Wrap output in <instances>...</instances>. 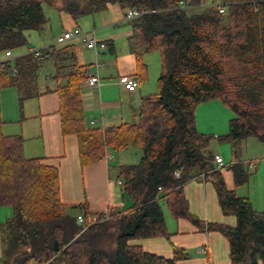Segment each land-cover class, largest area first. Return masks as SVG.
I'll return each mask as SVG.
<instances>
[{
    "label": "trees",
    "instance_id": "16d2710c",
    "mask_svg": "<svg viewBox=\"0 0 264 264\" xmlns=\"http://www.w3.org/2000/svg\"><path fill=\"white\" fill-rule=\"evenodd\" d=\"M43 2L0 0V55L25 47L27 33L44 28L49 20ZM63 2L76 19L110 5L149 12L131 21L128 44L140 77L147 71L144 56L155 52L161 58V73L158 92L143 98L137 123L109 129L86 125L80 91L88 79L85 67L70 65L66 85L56 90L62 132L78 137L82 169L102 161L108 148L121 152L133 146L142 151L138 164L118 168V179L134 206L93 214L86 204H64L58 168L44 158H27L23 136L4 135L0 122V208L12 209V216L0 225V262L177 264L184 259L182 249L175 248L173 258H165L132 244L170 237L165 206L176 219L188 220L201 232L222 234L230 245L231 264H264V211L236 192L248 182V170L240 160L243 141L256 138L264 144V0H231L206 13L191 12L203 5L200 0ZM40 51L39 58L28 53L15 63L0 64V90L16 87L21 107L46 61L54 60L60 73L72 59L67 48L56 45ZM214 100L234 113L228 133L218 137L196 127L198 106ZM216 139L232 147L233 160L222 169L216 168L210 151ZM226 168L234 189L226 185ZM201 174L214 182L222 213L236 219L234 227L205 222L191 213L184 186ZM70 209H80L87 222L92 217L100 222L85 228Z\"/></svg>",
    "mask_w": 264,
    "mask_h": 264
},
{
    "label": "crops",
    "instance_id": "0c3cea01",
    "mask_svg": "<svg viewBox=\"0 0 264 264\" xmlns=\"http://www.w3.org/2000/svg\"><path fill=\"white\" fill-rule=\"evenodd\" d=\"M62 6L58 4L59 11L66 14L63 19L65 33L77 25L79 18L72 17ZM126 12L118 5H110L107 9L96 13L100 14V17L93 19V29L98 41L104 45L100 56H96L94 51L87 49L80 41L65 44L60 48H67L72 57L70 61L64 63L66 67L58 73L54 60L46 61L45 64L49 61L54 62L56 72L45 82H41L37 77L36 84L28 91L31 97L23 101L22 111H10L7 106L0 111L2 132L6 136H23L24 152L27 158H44L58 168L62 202L77 206L86 204L93 214L106 213L109 210L125 211L134 206L129 195L118 184L120 181L118 168L131 165L128 163L139 159L141 153L136 151L134 160H131L128 158L130 149L135 147L131 146L121 152L108 148L102 161L82 169L78 137L62 132L60 98L56 90L59 86L66 85V75L71 68L70 65L85 67L88 75L98 73L101 79L99 87L89 85L86 80L81 83L80 91L86 125L89 128L109 129L138 122L143 98L157 92L160 60L158 52L145 55L143 62L147 66V71H144L143 76L140 77L136 56L131 53L128 44L132 25L131 21L124 22ZM156 54L157 56L153 57ZM13 59L14 53L11 60ZM97 63L100 64L98 69ZM125 75L134 76L139 80L140 85L135 91L130 92L121 84L120 79ZM0 92L5 94L4 99L20 98V92L16 87L4 88ZM233 118L232 111H228V108L220 101L214 100L198 106L196 127L200 133L219 136V133H228V125ZM93 122H95L94 126ZM108 154L111 155L110 159L106 157ZM222 159L225 167H228L233 160L226 165V159L223 157ZM262 167L264 162L254 168L258 173ZM245 168L248 170L250 167L245 166ZM112 169H116L115 176L112 175ZM222 173L228 189H234L232 173L227 168L222 170ZM184 192L191 213L201 220L233 227L236 225L234 217H228L222 213L214 182L211 179L202 181L195 177L184 186ZM9 208L11 207L0 208V225L12 216V209L10 211ZM69 212L74 216L83 217L80 209H70ZM165 219L170 233L169 238L135 240L132 244L140 245L146 252L165 258H173L175 248L182 249L184 259L177 264H231L230 245L222 234L201 232L188 220L176 219L170 211ZM202 247L207 248V252L201 253ZM0 264L3 263L0 262Z\"/></svg>",
    "mask_w": 264,
    "mask_h": 264
},
{
    "label": "rangeland",
    "instance_id": "374dc122",
    "mask_svg": "<svg viewBox=\"0 0 264 264\" xmlns=\"http://www.w3.org/2000/svg\"><path fill=\"white\" fill-rule=\"evenodd\" d=\"M52 1L54 4H57L56 6H52L49 4V2ZM192 1V0H187ZM202 1V6L200 8L194 9L191 12H197V13H206L211 11L214 7L224 6L231 2V0H200ZM58 4L63 5L64 8L66 3L64 4L63 0H44L43 2V8L45 15L47 19L49 20L48 23L44 26L43 30L41 31H31L27 33L28 37V45L25 47L13 51L14 53V63L16 62V59L20 56L28 54L31 50H42L49 48L50 46L56 45L58 47H62L65 45L58 44V38L64 34V20L66 14H63L59 11L60 8H58ZM98 15V16H97ZM100 14L96 15H87L79 18L77 20V25L73 28H70L69 31L76 32L80 31L83 34L90 33L94 31L93 29V19H96ZM226 24L228 25V21H226ZM97 38V36H96ZM98 39V38H97ZM74 42L78 43L81 40L75 39ZM157 54L153 57H156ZM160 67H159V77L161 73V58L160 55ZM56 72V67L54 62L49 61L47 62L43 68L39 71L38 77L41 82H45L46 79H50ZM157 76V75H156ZM158 77V79H159ZM158 79L156 83V91L158 92ZM156 92V93H157ZM4 93V92H3ZM5 94H2L0 92V111H3V107L10 108V111H22L20 106V99L19 97L14 98H3ZM13 108V109H12ZM228 111H231L228 109ZM229 127V125H228ZM227 127V128H228ZM229 130V129H228ZM220 132V130H219ZM219 136L226 135L225 133H219ZM211 135V134H208ZM218 137V136H216ZM130 155L128 156L129 159L134 160L136 151H139L141 153L139 159H136L135 161H131L132 163H128L131 165L138 164L140 162L142 151L137 148H131L130 149ZM210 151L213 154L221 155L223 158H225L226 165L233 159L232 157V147L231 144L228 142H223L220 140H214L210 146ZM240 159L245 163L247 168L250 167V163L253 161L255 164L259 167V164L264 162V144L261 143L256 138H248L247 140L243 141L242 143V151L240 153ZM255 165V167H257ZM112 175H116V169L111 170ZM237 195L239 197H248L250 201L252 202L254 208L256 210H264V167H262V170L257 173L255 171V168L251 166L248 169V182L246 185L241 186L237 188L236 190ZM11 211V208H9ZM164 214L169 215L168 209L164 206Z\"/></svg>",
    "mask_w": 264,
    "mask_h": 264
},
{
    "label": "built area",
    "instance_id": "2783aa9c",
    "mask_svg": "<svg viewBox=\"0 0 264 264\" xmlns=\"http://www.w3.org/2000/svg\"><path fill=\"white\" fill-rule=\"evenodd\" d=\"M151 12H154V11H151ZM221 12L223 13L224 9H221ZM146 13H149V12L148 11H139L137 9H129L126 12L124 22L132 21L136 18L143 16ZM75 39L81 40L83 45H85V47L87 49L94 51L96 56L101 55V50L104 48V45H102L98 41V39L96 38L95 31H92V32L86 33V34H83L80 31H76V32L66 31L62 36H60L58 38V44L65 45V44H67V43H69ZM29 53L32 54L35 58H39L41 56L40 50H31ZM12 58H13L12 51H6L3 55H0V64L3 62H6V61H10ZM99 66H100V64L97 63L96 64L97 69ZM14 75H16L15 71H14ZM86 81L89 85L94 86V87H99L100 83H101V79H100V76L98 75V73L89 74L88 79ZM120 82L125 87V89L130 91V92L135 91L140 85L139 80L137 78H135L134 76H128V75L122 76L120 79ZM92 125L94 126L95 122H93ZM106 157L108 159H110L111 155L108 154ZM215 163H216L217 169H222L223 167H225L223 159L220 156H215ZM249 165H250V167L251 166L255 167L256 164L253 161ZM176 175L179 176V173H176ZM198 178L201 179L202 181H205L206 175L201 174L198 176ZM118 184L121 185L122 182L118 181ZM108 219H109V217L105 218V220H108ZM99 222L100 221L96 217H92L88 222L86 221V219L84 217L79 218V223L81 225H84L85 228L92 226V225H96ZM207 250H208L207 248L202 247L201 253H205V252H207Z\"/></svg>",
    "mask_w": 264,
    "mask_h": 264
}]
</instances>
